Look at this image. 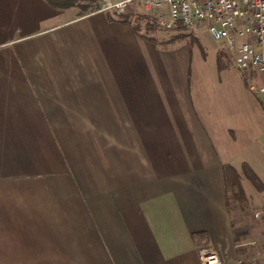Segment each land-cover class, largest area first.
I'll return each instance as SVG.
<instances>
[{
  "label": "crops",
  "instance_id": "1",
  "mask_svg": "<svg viewBox=\"0 0 264 264\" xmlns=\"http://www.w3.org/2000/svg\"><path fill=\"white\" fill-rule=\"evenodd\" d=\"M72 10L0 0V264H199L203 244L232 263L248 83L220 42L192 81L158 35Z\"/></svg>",
  "mask_w": 264,
  "mask_h": 264
},
{
  "label": "built area",
  "instance_id": "2",
  "mask_svg": "<svg viewBox=\"0 0 264 264\" xmlns=\"http://www.w3.org/2000/svg\"><path fill=\"white\" fill-rule=\"evenodd\" d=\"M99 11L127 12L138 4L156 16L162 29L180 24L193 31L197 22H208L207 32L223 45L228 60L240 71L250 89L264 102V0H95ZM199 264H221L219 253L210 245L198 252ZM234 264H264V255H241Z\"/></svg>",
  "mask_w": 264,
  "mask_h": 264
},
{
  "label": "rangeland",
  "instance_id": "3",
  "mask_svg": "<svg viewBox=\"0 0 264 264\" xmlns=\"http://www.w3.org/2000/svg\"><path fill=\"white\" fill-rule=\"evenodd\" d=\"M74 1L75 4H84L90 2L89 0ZM90 3L96 5L95 3L97 2L91 1ZM71 8L73 9L72 11L76 16L83 13L82 8L78 5H74L68 8L56 9L61 10ZM88 10L86 11V13L88 12ZM94 11L99 10L96 9ZM94 11L89 10V12ZM99 12L110 13L114 17L124 16L129 20V22H131V25L133 27L136 26L139 29L138 32L158 35L155 38V43H158L160 46L158 45L157 47L163 50H168H160L164 52V55L162 57L163 63H166L167 65L171 64L172 60L174 59V51L180 57H188L191 62L192 81H197L194 76L198 77L196 73L201 72V70L197 69L198 65L201 64V60L207 59L206 57L203 58L206 52L202 49H204L205 47L210 48L211 44L217 45V48L219 47L220 49V44L213 40L207 32V21L197 22L196 27L193 31H187L183 27L180 29L175 28L173 30L162 28L161 30H158V28L160 27H158L156 24V16L152 12H144V10L138 4L131 6L124 14H119L115 11L108 10ZM208 52L209 51L207 50V54ZM231 67H233V64ZM210 72L211 70L205 69V72H202L203 74H198L199 76H203V80H200L202 82L206 80L208 78V73ZM248 91L250 97L256 103V100L259 99L258 94L253 89H250V87ZM258 111L259 115L256 117V122L254 123L253 120L254 131H252L251 133H246V127H243L241 134H238V142H241V147L239 148L234 145L232 148L228 149V153L233 154L232 160H235L234 164L237 165V169L240 172V186L242 192L245 195V200L237 202L232 193L233 189H229L228 198L230 201L229 203L233 208L232 220L234 224V237L237 242L236 256L233 258L232 263L222 262L221 264H234L235 259L240 255L245 259H248L251 253L257 252L258 257L260 258L264 255V113L261 110ZM201 118L203 121L206 120V118H204L202 114ZM228 136L232 137L229 132ZM213 140L216 142V144H219V141L216 140L214 136ZM241 162H247L259 176L262 182L260 188L256 187L249 179L246 178V176H244L241 168ZM261 247L263 248L261 249Z\"/></svg>",
  "mask_w": 264,
  "mask_h": 264
},
{
  "label": "trees",
  "instance_id": "4",
  "mask_svg": "<svg viewBox=\"0 0 264 264\" xmlns=\"http://www.w3.org/2000/svg\"><path fill=\"white\" fill-rule=\"evenodd\" d=\"M50 6L54 7V8H68L74 5H78L82 8L83 13H81L80 15H83L86 13V11L89 9L90 11H94L96 9H98V4L95 3L96 5H94L93 3H90L91 1H95V0H89L90 2L88 3H84V4H75L74 0H45ZM85 1V0H84ZM88 10V12H89ZM87 12V13H88ZM122 21L127 22L129 21L127 18H125L124 16H122ZM178 29L182 28V26L179 24L177 26ZM134 29L138 30L136 26H134ZM220 53L223 54V52L221 51ZM219 59L220 57H218V65H219ZM223 67V65H222ZM221 68V67H220ZM259 104L261 106V108L264 111V102L262 101V99L259 97L258 99ZM242 165V171L244 173V176H246L247 179H249L256 187L260 188L261 187V180L259 178V176L256 174V172L253 170V168L247 163V162H241ZM223 172H224V180H225V184H226V188H227V192L229 191V189H233V196L235 198V200L237 202H241L243 200H245V195L241 190V186H240V172L238 171L237 168H235L234 166L230 165L229 163L223 164ZM228 202L229 198H228ZM199 235H194L193 238H196ZM263 247H261L262 249Z\"/></svg>",
  "mask_w": 264,
  "mask_h": 264
}]
</instances>
